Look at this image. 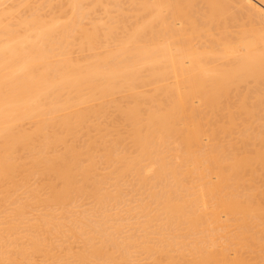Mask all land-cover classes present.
<instances>
[{
    "label": "bare ground",
    "instance_id": "6f19581e",
    "mask_svg": "<svg viewBox=\"0 0 264 264\" xmlns=\"http://www.w3.org/2000/svg\"><path fill=\"white\" fill-rule=\"evenodd\" d=\"M226 16L262 25L234 59L205 30ZM263 86L264 0H0V264H244L264 244ZM125 182L146 191L140 238L67 217L88 196L105 220Z\"/></svg>",
    "mask_w": 264,
    "mask_h": 264
},
{
    "label": "rangeland",
    "instance_id": "374dc122",
    "mask_svg": "<svg viewBox=\"0 0 264 264\" xmlns=\"http://www.w3.org/2000/svg\"><path fill=\"white\" fill-rule=\"evenodd\" d=\"M198 3H199V1L196 3L197 5L194 6V7H195V10H197V13H196V12H193V13H194V15H195V13H196L195 18H196V16H197V21H201V20H200V19H201V16H202V15H201V12H203L204 5H203L202 3H200V4H198ZM199 6H200V7H199ZM202 6H203V7H202ZM202 8H203V9H202ZM195 10L193 9V11H195ZM198 10H199V11H198ZM234 11H235V10H234ZM198 12H199V13H198ZM200 15H201V16H200ZM198 16H199V17H198ZM239 17H240V16H239ZM199 18H200V19H199ZM226 18H227V16H226ZM240 18H241V17H240ZM242 18H243V16H242ZM242 18L240 19L241 22L239 21V22H240V23H239L240 25L238 24V25H239V26H238V25L235 23V22H238V21H237V20L239 19L238 17L236 18L237 20H235V19H234V20H233V19L231 20L230 18H227V19H230V20H231V21L228 20L229 22L227 21V19H225V18L222 17V18L219 19V21L217 20L218 22L215 21V23L212 22L211 24H207L206 26H208V27L205 26V30L207 31V28H208V30L210 29V33H213V34H214V33H218V31H219V33H220L219 36H220L221 38H224V37H225V38H227V37L230 38V37H232L233 35L238 34L239 31H240V29H241V30H242V29L247 30L246 24H247L248 27H250L251 24H252V26H253V24H255L254 26H257L255 29L261 28V26H262L260 23H256V22H257L256 20H255V23H253V22H254V20H253V22H252L250 25H248V22H249V21H248L246 18H243L244 20H242ZM168 19L171 20V18H168ZM202 19H203V18H202ZM222 20H223V21H222ZM233 21H235V22H233ZM242 21H246V22H243V23H242ZM223 22H224V23H223ZM212 24H213V25H212ZM216 24H218V26H215ZM242 24H245V26H243ZM211 25H212V26H211ZM236 25H237V26H236ZM259 25H260V26H259ZM209 26H210L211 28H210ZM223 26H225L226 29H225ZM254 26H253V28H254ZM237 27H238V28L240 27V28L238 29ZM241 27H243V28H241ZM244 27H246V28H244ZM215 29H216V31H215ZM218 29H219V30H218ZM220 29H221V30H220ZM223 30H224V31H223ZM211 31H214V32H211ZM243 31H244V30H243ZM222 32H223V34H222ZM207 33H209V31H207ZM210 33H209V34H210ZM229 35H231V36H229ZM238 35H239V34H238ZM229 38H228V39H229ZM230 41H231L230 44H228L229 41H226V40L224 41V40H223V43L225 42V45L222 44V48L224 49L225 54H226V55L228 54V55H227L228 57H232V56H233L232 59H234L236 56H238V54H239V56H240L241 54L243 55V53H245V48L243 47L242 42H241L242 40L239 41V39H234V37H232V40H231V38H230ZM235 41H236V42H235ZM233 42H234V43H233ZM238 42H239V43H238ZM194 43H195V41H194ZM194 43H193V44H194ZM226 43H227L228 45H227ZM194 45L196 46L197 44L195 43ZM242 49H243V50H242ZM242 51H243V52H242ZM241 52H242V53H241ZM229 54L232 55V56H230ZM234 55H235V56H234ZM239 56H238V57H239ZM240 57H241V56H240ZM249 81H250V80H249ZM247 83H248V82H247ZM250 83H251V82L248 83L249 85L245 83V85H248V86H251V87H252V85H253V87H254V84L251 83V85H250ZM242 86H244V85L242 84ZM242 86L240 85V87H241L240 90H241V91H242ZM244 87H246V86H244ZM244 87H243V89H244ZM251 87H250V88H251ZM263 87H264V86H263ZM249 90H252V89H249ZM245 91H246V90H245ZM252 91H253V90H252ZM243 92H244V91H243ZM249 92H250V91H249ZM250 94H251V93H250ZM261 103H262V102H261ZM263 104H264V102H263ZM263 104H261V105H263ZM261 105H260V106H261ZM261 107L263 108V106H261ZM262 113H264V110H263ZM256 167H257V169H258V172L264 174V164H259V165H257ZM129 180H130V182H129ZM129 180H128L127 182L132 183V182H131V178H129ZM125 183H126V182H125ZM129 183H126V184H124V185H123V183L121 184V185H122V186H121V187H122V188H121V192H122V193H121V198L124 200V201H123V200L120 198V202H121V200H122V202H121L122 205L120 206V203H118V202H119V199H118V201L116 200L117 202H116V201L113 202V203L116 202V206H117V205H118V207L120 206V207L118 208V210H117V207H115V205H112V204H113L112 202L107 203L108 205L106 204V211H105V213L107 212V214L110 215V216L108 217V215L106 214V219H105V220H104V217H101V216H102V215H101V212H99V211H101V210H100V209H97V208H93V207H95V205H94V203H93V200H92V198L89 197V198L91 199V200H90V199L88 198V196H87V197H86V196H83V199L80 198L81 201L78 199V200L76 201V203H74V208H76V210L74 209L75 211L73 210V205H71V207L69 206V207H70V208H69L70 210L67 209V210H66L67 212H66V211H65V212H66L67 215H69L68 213H70V215H69V216L66 215V216H67L68 218L71 217V218L74 219V220L76 219L74 216H76V217H77V221H79V220H81V221H83V222L86 221L85 224H87L86 227L89 226V227H88V228H89V231H90L91 224H93L92 226H94V224L97 223L98 219H100V220L98 221V223H99V222L101 221V218H102V219H103L102 221H103V222L105 221L106 224H103L102 221H101V223H99V224H101V225L103 224L104 227H106V225H107L108 228H109V226L112 227L113 225H116V223H118V224H117V225H118L117 227L121 226V224H119V222H116L117 220H120V222H122V224L124 223L125 226L127 225L126 227H124V225H122L121 227H123V229H122L121 227H119V228L121 229V234L124 235L125 232L127 233V234L124 235L122 238H124V237H125V238H128L127 236L131 237V235H132V236L134 235V236H133L134 238H135V237H136V238H140V237H138V236H142V235L144 234V233H141V232H144V231H142L140 225H141V223L143 222L142 220H143V219L145 220V216L143 215V219H142V217H141V214H142V213H140V216H139V215H138V216L141 218V220L139 219V221H138L137 214H139V213H137V212H140V211H139V210H140V209H139V201H140V203H141L144 199H146V197H145V196H146V191L144 190V191H145V196H144V191H143L142 189H140V190H142V191L138 190V188H137V190H136V189H134L135 187L133 188V185L131 184V185H132V186H131ZM247 183L250 184V182H246V183H244V184H246V185H244L245 187L247 186ZM254 184H256V185L258 186L259 190H262V191L264 192V179H263V180L258 179V180H256V181L254 182ZM107 185H109V186H107ZM125 185H126V186H125ZM129 185H130V186H129ZM105 187H106V190L110 188L109 190H107L108 192H109V191H110V192L113 191V188H111V187H112L111 184H108V183H107V184L104 185V188H105ZM123 187H125V188H123ZM126 187H127V188H126ZM128 187H129V188H128ZM127 189H128V190H127ZM122 190H123V191H122ZM130 190H131V191H130ZM132 190H134V191H132ZM135 190H136L137 192H138V191H139V192L137 193ZM131 192H132V193H131ZM133 192H134V193H133ZM18 193H19L20 197L17 196V197H18L17 200L19 201V200H20L19 198L23 199L24 194L22 193V191H19ZM123 193L125 194V196H123V195H124ZM127 194H128V195H127ZM129 194H131L132 196L130 195V197H128ZM133 194H134V195H133ZM142 195H143L144 197H143ZM122 196H123L124 198H123ZM137 196H138V197H137ZM139 196H140V197L142 196V198H140ZM85 197H86V199L84 200ZM126 197H127V198H126ZM134 197H135V198H134ZM136 197H137V198H136ZM130 198H131V199H130ZM88 199H89V201H88ZM139 199H140V200H139ZM126 200H127V201H126ZM259 200H260L261 202H264V197H260ZM87 201H88V202H87ZM129 201H131V202H129ZM135 201H136V204H135V206H134L135 208H134V207H133L134 204L132 205V203H135ZM260 201H259V202H260ZM78 202H79V203H78ZM127 202H128V203H127ZM137 202H138V203H137ZM16 203H17V202L12 203V204L10 203L11 206H9V204H7V206H9V207L6 206V208H4L5 210H3V209L0 210V223H1V228H2V229L6 227V226L4 227V225H7V221L10 222L11 220L13 221V219H15V221H17L16 218H14V217L12 216V215H13V210L11 209L12 206H13V207H14V205L16 206ZM84 203H86V204H84ZM92 203H93V204H92ZM110 203H111V205H109ZM117 203H118V204H117ZM90 204H92V205H91L92 207L89 206ZM125 204H126V205H125ZM130 204H131V205H130ZM87 205L89 206V208H88ZM93 205H94V206H93ZM136 205H138V207H137V208H138V211H136V210H137ZM77 206H78V207H77ZM82 206H83V207H82ZM110 206H111V207H110ZM113 206H114L115 208H114ZM124 206L127 207V209H128L129 207H130L131 210L133 209V213L130 212V211H131L130 209L127 210ZM128 206H129V207H128ZM81 207H82L83 209H82ZM84 207H85V208H84ZM108 207H109V208H108ZM121 207H122V209H121ZM123 207H124L125 210H127V211H125ZM14 208H15V207H14ZM14 208H13V209H14ZM79 208H80V210H77V209H79ZM107 208H108V209H107ZM6 209H10L11 212H10V211L7 212ZM85 209H86V211H85ZM89 209H90V210L93 209V213H94V214L91 213V214H92V215H91L90 213H88V212H90ZM95 209H96V210H95ZM111 209H112V210H111ZM114 209L117 210V211H114ZM119 209H121V210L119 211ZM135 209H136V210H135ZM36 210H37L38 212H35ZM36 210H33V211L30 210V212H31L32 214H31L30 212H29V214L27 213L30 217L26 215V216H27V219H26V220H28V218H30L29 221H31V224H32L33 220L35 221V216H38L39 214L42 215V214H43L42 211H44V210H41V209H40V210L36 209ZM83 210L85 211V213L88 211V212L86 213V214L88 215V217H87V215H86V218H85V214H84V215H81V213L84 212ZM94 210H95V211H94ZM108 210H110V211H108ZM122 210H123V211H122ZM1 211H2V212H1ZM3 211H4V214H5V212H6V214L8 213V215L5 214L6 216H2V215H3ZM71 211H72V212H71ZM80 211H81V212H80ZM91 211H92V210H91ZM111 211H112V215H111V213H110ZM33 212H34V213H33ZM39 212H40V213H39ZM41 212H42V213H41ZM65 212H63V214H64ZM77 212H79V214H78ZM95 212H98V213H96V215H97L96 217H95ZM114 212H115V213H114ZM116 212H117V213H116ZM119 212H120V213H119ZM122 212H125V213L122 214ZM129 212H130V214H132V215H130ZM10 213H12V214L9 216ZM71 213H76V214H78V215H76V214H75V215L72 214V216H71ZM109 213H110V214H109ZM113 213H114V214H113ZM126 213H128V214H126ZM30 214H31V215H30ZM56 214H58L59 217H57ZM60 214H61V212H59V213L56 212V213H55V218H56V219H55V220H56L55 222H57V221H61L60 223H63V224L65 225V224H68V223H69L68 221H71V220H72V219H71V220H70V219L68 220V218H67V219L64 218V217H65V214H64V215H62V214L60 215ZM82 214H83V213H82ZM98 214H99L100 218L96 219L97 217H99ZM115 214H116V215H115ZM119 214H120V216H119ZM34 215H35V216H34ZM134 215L136 216L137 219L134 218V217H135ZM7 216H8L11 220H10ZM11 216H12V217H11ZM60 216H61V219H64V220H66V221L68 220V221H67L68 223H66V221H63V220H57V218L60 219ZM80 216H82V217H80ZM83 216H84V217H83ZM93 216H94L95 219L92 218ZM112 216H113V217H112ZM118 216H119V217H118ZM123 216H124V217H123ZM126 216H127V217H126ZM3 217H4V218H3ZM6 217H7L8 219H7ZM33 217H34V219H33ZM78 217H79L80 219H79ZM110 217H112V218H110ZM115 217H117L118 219L115 218ZM122 217H123V220H122V219H119V218H122ZM132 217L135 219V221H133L134 219H132ZM82 218H83L84 220H82ZM91 218H92V219H91ZM113 218H114V219H113ZM124 218H125V220H127V219L130 218V219H129L130 221L127 220V222L129 221V223H126V221L124 220ZM126 218H127V219H126ZM31 219H32V220H31ZM86 219H87V220H88V219H91V221H90V220L87 221ZM116 219H117V220H116ZM1 220H2V222H1ZM4 220H5V221L7 220V221H6V224H5V221H4ZM26 220H25V221H26ZM95 220H97V221H95ZM106 220H109V221L112 220V221H110V222H111V223H112V222H113V223L115 222V223L111 225V223L109 222V224H107L108 221H106ZM113 220H115V221H113ZM121 220H122V221H121ZM131 220H132V221H131ZM136 220H137L139 223H140V222H141V223H140V224L138 223V224L136 225ZM3 221H4V223H3ZM15 221H14V222H15ZM92 221H93L94 223H93ZM124 221H125V222H124ZM26 222H27V221H26ZM26 222H25V223H26ZM64 222H65V223H64ZM87 222H88V223H87ZM105 222H104V223H105ZM131 222H135V223H132V224H134V225L130 224ZM2 223L4 224L3 226H2ZM25 223H24V226H23V224H22V226H23L24 228L21 226L23 229L20 228V232H24L23 230H25L26 233H27V232L29 233V229H30L29 222L26 223V224H28V225H25ZM88 224H89V225H88ZM68 225H69V224H68ZM68 225H66V226H68ZM95 225H96V224H95ZM97 225H98V224H97ZM129 225H130V226H131V225H132V226H135V225H136V226H135V229H134V228L131 229V227H130ZM26 226L28 227V230H27V227H26ZM69 226H70V225H69ZM128 226H129V228H128ZM25 227H26V229H25ZM86 227H84V230H85ZM107 227H106V228H107ZM114 227H115V226H114ZM114 227H112V229H113ZM137 227L141 229V230H137L138 232L136 231V229H138ZM1 228H0V230H1L0 233H3V231H2ZM66 228H67V227H66ZM119 228H118V229H119ZM126 228H128L130 231H128V229L126 230ZM152 228H153V227H152ZM152 228H150V230H151ZM115 229H116V228H115ZM120 229H119V234H120ZM133 229H134V230H133ZM21 230H22V231H21ZM87 230H88V229H87ZM110 230H111V229H110ZM122 230H125V231L122 232ZM131 230L134 231L133 234H130V233H132ZM85 231H86V230H85ZM136 232H137V233H136ZM139 232H140V233H139ZM149 232H152V231H149ZM153 232H154V230H153ZM153 232H152V233H153ZM28 233H27V234H28ZM152 233H150V235H151ZM155 233H156V232H155ZM155 233L152 234L151 237H154V236L156 235ZM5 234H6V233H3V235H5ZM14 234H15V235H14ZM121 234H120V237H121ZM129 234H130V235H129ZM140 234H141V235H140ZM13 235L17 237V234H16V233H13ZM13 235H9V236H11V237H10L11 239H12V238H16V237H14ZM153 235H154V236H153ZM12 236H13V237H12ZM155 237H156V236H155ZM7 239H8V238H7ZM71 241H72L73 243H75V244H73V245H75V248H76V247H79L80 243L76 242V241H78V240H74L75 242H74L73 240H71ZM60 242H61V241H60ZM60 242L57 241L55 244H58V243H59V245H60ZM62 242L64 243V245H65V243H67V242H65L64 240H62ZM72 242H70V243H71L70 245H71L72 247H74V246L72 245ZM63 243H61V244L63 245ZM76 244H77V245H76ZM66 245H67V244H66ZM80 246H81V245H80ZM252 247H254V248H252ZM252 247L248 248V249H247L248 251H246V253H244V257H243L242 262H244V264H245V263H247V264H264V244L261 245L260 247H258L257 245H256V247H255V245L252 246ZM249 249H252V250H250V252H249ZM241 259H242V258H241ZM143 260L145 261V259L142 258L141 261H143ZM236 260H237V259H236ZM236 260H233L234 264H235ZM141 261H140V262H141ZM147 261H148V260H147ZM238 261H241V260H238ZM221 262H222V261H221ZM223 262H227V261H223ZM228 262H229V261H228ZM142 263H145V262H142ZM142 263H141V264H142ZM216 263H217V262H216ZM216 263H215V264H216ZM229 263L232 264L231 260H230ZM239 263H241V262H239ZM218 264H220V263H218ZM236 264H237V262H236Z\"/></svg>",
    "mask_w": 264,
    "mask_h": 264
}]
</instances>
